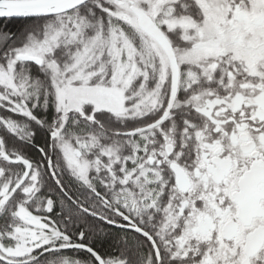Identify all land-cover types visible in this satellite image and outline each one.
<instances>
[{"label": "snow or ice", "instance_id": "1", "mask_svg": "<svg viewBox=\"0 0 264 264\" xmlns=\"http://www.w3.org/2000/svg\"><path fill=\"white\" fill-rule=\"evenodd\" d=\"M0 264H264V0H0Z\"/></svg>", "mask_w": 264, "mask_h": 264}]
</instances>
